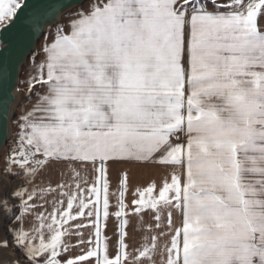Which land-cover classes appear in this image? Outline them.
I'll return each instance as SVG.
<instances>
[{
    "label": "snow or ice",
    "instance_id": "snow-or-ice-1",
    "mask_svg": "<svg viewBox=\"0 0 264 264\" xmlns=\"http://www.w3.org/2000/svg\"><path fill=\"white\" fill-rule=\"evenodd\" d=\"M26 6L0 0V33ZM26 27L43 31L37 13ZM37 55L4 169L24 183L0 194L21 226L0 233V264H264V0H81ZM109 162L166 175L126 202L121 170L110 212Z\"/></svg>",
    "mask_w": 264,
    "mask_h": 264
},
{
    "label": "water",
    "instance_id": "water-1",
    "mask_svg": "<svg viewBox=\"0 0 264 264\" xmlns=\"http://www.w3.org/2000/svg\"><path fill=\"white\" fill-rule=\"evenodd\" d=\"M80 3L81 0H26L27 6L19 12L14 26L0 33V153L11 139V122L22 100L23 95L18 85L23 65L35 52L47 29L59 24L62 17L80 6ZM67 4L72 7H63ZM57 9H62L59 15L55 14ZM32 13L38 14L43 31H32L26 27L27 18ZM8 184L7 176H3L0 179V194L4 186L9 189ZM8 221L0 219V233L4 234ZM7 254L11 255L9 252ZM2 255L5 253L0 252V256Z\"/></svg>",
    "mask_w": 264,
    "mask_h": 264
},
{
    "label": "crops",
    "instance_id": "crops-1",
    "mask_svg": "<svg viewBox=\"0 0 264 264\" xmlns=\"http://www.w3.org/2000/svg\"><path fill=\"white\" fill-rule=\"evenodd\" d=\"M39 91H43L40 89ZM36 100V97L33 95L32 97V102L30 103L28 99L24 103V105H27L28 108H31V104L34 103ZM24 106L22 107L21 112H23ZM19 113V114H20ZM20 131L19 126L17 128V133L18 134ZM126 169L129 174L130 178V187H129V192L127 194V199L126 202L130 201L133 194L135 193V190L137 187H145L149 183H151L153 180L160 185L166 175L165 170L163 169H155V168H138L134 165H129V164H119V163H112L109 162V180H110V188H109V193H110V212H114L116 210V202H117V197L119 195V185H118V174L121 172V170ZM82 174L87 175L89 181L91 182L92 180V174L91 170L89 169L87 172H84ZM37 184L40 183V180L38 179L36 181ZM29 187H31L29 185ZM46 199L51 200V197H46ZM43 203V201H41ZM45 208H47L49 211H51V207L49 204L44 205ZM43 209H40L42 211ZM87 211V210H85ZM83 219L85 224H88L89 221L88 219L85 218H80ZM144 219L146 222H151V216L148 214H144ZM138 218L134 216H130V225L128 228V231L130 233L129 237L126 238V242L129 244L130 248L129 251L131 252L134 248H138L141 243L143 242V235L144 233L141 231L136 230V223H137ZM35 221L34 216H29L23 223V227L25 229L29 228L31 224ZM70 223H76V221L70 222ZM21 225L17 223V227H20ZM73 233H75L77 230L72 229ZM79 231L83 232V239L88 240L92 239L94 240V229L89 225V227H86L84 229H80ZM104 235H106L109 238V247H110V252L112 254H115L117 248H118V220L114 215H111L107 224V227L104 229ZM81 237L73 234L71 237H65V240L67 242H70L73 245H77L78 240H80ZM87 245L83 246H77L74 247L70 255H78L82 254L81 253V248L86 249ZM19 254V253H18ZM23 259V257H22ZM157 260H159V257H157Z\"/></svg>",
    "mask_w": 264,
    "mask_h": 264
},
{
    "label": "rangeland",
    "instance_id": "rangeland-1",
    "mask_svg": "<svg viewBox=\"0 0 264 264\" xmlns=\"http://www.w3.org/2000/svg\"><path fill=\"white\" fill-rule=\"evenodd\" d=\"M74 11V10H72ZM71 12V11H70ZM67 15V14H66ZM64 15L60 21V23H63L65 21V16ZM52 30L53 33L55 31V25L52 26L51 28H48L47 31L45 32V34L43 35V37L40 39V41L37 44L36 50L35 52L28 58L27 62L23 65L22 69H21V74H20V80H19V85H18V89L22 92V100L20 102V104L18 105L17 109H16V114L13 117V120L11 122V139L9 140V142L7 143L6 147L3 149V151L0 153V179L3 178V176H7L8 178V182H9V190L15 189L17 186L21 185L24 183L23 179L20 177H13V175H9L6 174L4 169L6 167V157L7 155L10 153V150L12 148H14L16 146V143L18 141V134L17 133V128H18V120L17 117L24 105V103L27 100V88H28V80L30 79L31 75H34V68H35V63H38L40 61V59L42 58V56L37 55L38 53H41V49H42V45L44 43L45 37L48 36V32L49 30ZM49 41L51 40V37L49 36ZM34 57H35V62H34ZM40 88L39 86H37L36 89H34L33 91H39ZM23 102V104H22ZM20 169L18 168H13L14 172H19ZM9 175V176H8ZM11 226L13 228H17V223H12L11 221H8L4 227V230L8 227ZM4 235L6 236V238L11 241L12 240V236L7 234L4 231ZM8 252L15 256V255H19L16 251H14L13 249H9ZM21 261L23 262V259L21 257Z\"/></svg>",
    "mask_w": 264,
    "mask_h": 264
},
{
    "label": "trees",
    "instance_id": "trees-1",
    "mask_svg": "<svg viewBox=\"0 0 264 264\" xmlns=\"http://www.w3.org/2000/svg\"><path fill=\"white\" fill-rule=\"evenodd\" d=\"M19 171H20V170H19ZM13 177H17V176L13 175Z\"/></svg>",
    "mask_w": 264,
    "mask_h": 264
},
{
    "label": "built area",
    "instance_id": "built-area-1",
    "mask_svg": "<svg viewBox=\"0 0 264 264\" xmlns=\"http://www.w3.org/2000/svg\"><path fill=\"white\" fill-rule=\"evenodd\" d=\"M18 203V202H17Z\"/></svg>",
    "mask_w": 264,
    "mask_h": 264
}]
</instances>
